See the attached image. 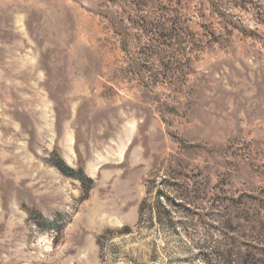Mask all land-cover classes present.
<instances>
[{
    "label": "rangeland",
    "instance_id": "obj_1",
    "mask_svg": "<svg viewBox=\"0 0 264 264\" xmlns=\"http://www.w3.org/2000/svg\"><path fill=\"white\" fill-rule=\"evenodd\" d=\"M145 1L156 5L0 0V264H247L264 251L251 231L223 237L221 217L264 191L257 11L227 8L257 38L208 44L218 20L207 0H185V79L170 82L172 65L157 61L145 86L144 50L158 43L126 20ZM54 153L90 183L64 175ZM157 192L181 201L173 228L150 220Z\"/></svg>",
    "mask_w": 264,
    "mask_h": 264
},
{
    "label": "trees",
    "instance_id": "obj_2",
    "mask_svg": "<svg viewBox=\"0 0 264 264\" xmlns=\"http://www.w3.org/2000/svg\"><path fill=\"white\" fill-rule=\"evenodd\" d=\"M184 1L185 0H155L156 5H153L148 1L140 2L141 5H139V7L142 8V10L138 11V15L133 16L132 14H128L126 17V20L132 24L135 23V20H139L148 40L158 43L157 47L153 48V46L149 45L145 47L144 50V63L143 65H140V68L147 71L145 76L141 77L145 86L152 84L151 77H147L146 75L153 74L150 66L155 62H160L163 68L167 70L170 65H172L173 70L167 71L164 74V77L168 73H173V77L170 78V82L173 83H177L176 81L179 79V75H181L180 79L185 77L184 70H186L187 65H190L192 62L191 58L187 57L191 49L184 47L193 35L183 19L184 15L182 8L186 5ZM207 3L210 6L212 15L218 20L219 23L217 24L220 29V32H217L215 29L208 31V44H218L221 41H228L233 31H237L243 35L244 32H246L249 37L253 36V38H257V35L253 34L251 31H245L243 27H241L239 21H237V18L235 19L233 15L229 14L227 8H238L240 10L252 8L253 10H256L257 15L259 16L258 25L264 29V0H207ZM144 9L149 11H144ZM167 50L174 54L169 56ZM196 50L201 51L202 46L198 47ZM138 73L141 74V72ZM184 79L182 81H184ZM53 156L57 161L56 167L61 170L64 175L78 180L82 186L85 182L90 183V180L86 179L80 170L75 172L68 168L56 153H54ZM245 198L248 202L241 203L237 206L242 208V211H240V209L235 210V215L229 211L221 213V217H226V223H224L226 227L223 229L224 233L222 232L223 237L233 233L235 229L240 230L239 232H242V230H248L258 235L259 239H252L255 244L264 245V239L262 238L264 237V191L259 193V197ZM176 200L175 197L157 192L154 207H149L150 209L148 208L150 220H154L158 225H170L173 228L174 216L172 209L174 210L181 206V201ZM250 203L255 204L256 210L254 213L249 212V207L246 208ZM225 210H227V208H225ZM145 211H147V209H145V204L143 203L140 207V217L138 220L139 226L143 221ZM27 215L29 220H31L40 230L49 229L50 226L47 221L35 209L27 210ZM234 222L238 224L236 227H234ZM123 232H129V228L126 227ZM239 239L240 237L238 240ZM253 250L258 252L260 257L257 258V254L251 252L248 257H242V262L245 260L243 263L264 264V251H260L259 249ZM235 258L238 259V256ZM222 260H224L223 257Z\"/></svg>",
    "mask_w": 264,
    "mask_h": 264
}]
</instances>
